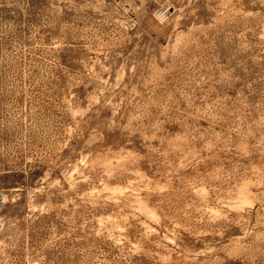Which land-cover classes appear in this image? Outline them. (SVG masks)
<instances>
[{
    "label": "rangeland",
    "instance_id": "1",
    "mask_svg": "<svg viewBox=\"0 0 264 264\" xmlns=\"http://www.w3.org/2000/svg\"><path fill=\"white\" fill-rule=\"evenodd\" d=\"M0 264H264V0H0Z\"/></svg>",
    "mask_w": 264,
    "mask_h": 264
},
{
    "label": "bare ground",
    "instance_id": "2",
    "mask_svg": "<svg viewBox=\"0 0 264 264\" xmlns=\"http://www.w3.org/2000/svg\"><path fill=\"white\" fill-rule=\"evenodd\" d=\"M116 191V190H115ZM4 199V198H3ZM147 205H145V207H146ZM138 209V208H137ZM144 209V208H143ZM151 212V211H150Z\"/></svg>",
    "mask_w": 264,
    "mask_h": 264
}]
</instances>
